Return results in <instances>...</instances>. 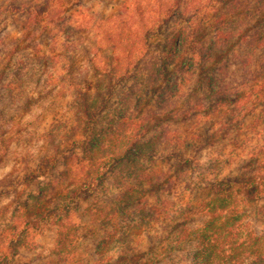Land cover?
I'll return each mask as SVG.
<instances>
[{"label":"rangeland","instance_id":"1","mask_svg":"<svg viewBox=\"0 0 264 264\" xmlns=\"http://www.w3.org/2000/svg\"><path fill=\"white\" fill-rule=\"evenodd\" d=\"M260 1L182 0L163 22L156 0H0L3 264H97L109 235V258L152 248L191 264L210 185L264 177V43L248 45L264 15L235 17ZM117 57L125 77L89 137H71L75 89L92 99ZM231 208L234 232H264V196Z\"/></svg>","mask_w":264,"mask_h":264},{"label":"trees","instance_id":"2","mask_svg":"<svg viewBox=\"0 0 264 264\" xmlns=\"http://www.w3.org/2000/svg\"><path fill=\"white\" fill-rule=\"evenodd\" d=\"M181 1L182 0H156L159 8V10L156 11V14H162V17L158 19L163 22L168 20L178 9ZM229 1L230 0H226L227 3H229ZM236 10H238L237 7ZM254 11L259 15V20L263 18L264 0L260 1L259 6H254L251 10L245 12V14L240 15L237 13L235 17L239 19L238 22L244 24ZM220 17V19L223 20L226 16L223 14ZM235 17H233V19H237ZM34 19L39 21V13L34 16ZM231 21L233 20L231 19ZM244 37L245 36L240 37L239 41L244 39ZM106 40L108 42L114 41L110 36H106ZM115 43L118 45V42ZM262 43H264V38L256 36L251 37L248 45L260 48ZM113 45L116 46L115 44ZM16 49H18L17 46L11 50L9 55L16 51ZM214 50L215 49L213 48L209 51L214 53ZM125 57L126 59H129L128 55ZM205 61H208L209 63L211 59L206 56ZM114 62L116 63V66L112 68L114 73H112V75L111 73H105L106 71L101 73L105 74L104 76L106 79L104 78V82L100 81L95 87V93L92 99H90L89 95L86 93L75 89L74 99L76 101V123L70 128L71 137H77V135L82 136L85 139L89 137L93 126L96 123L97 116L107 105V99L112 92L111 85L113 87L112 82L114 78L116 75H119L118 80H116L118 82L125 77L124 73H120V70L122 71L120 65L121 58L117 57ZM101 74H99V76H102ZM219 95H222L223 97L227 95V92L220 90ZM119 120H122V118ZM70 143L72 146L77 144L75 141ZM110 158L111 163H117L120 161L121 157L118 152H113ZM56 159L57 156L50 155L44 157L41 163L48 165L51 164V160ZM103 169H101V171L96 174V178L87 186H84L83 189L80 187L70 192L71 196L74 198L79 197L80 195H87V189H93L95 182L102 180L105 173V170L103 171ZM210 189L212 196L209 199L210 202L205 206L209 217L202 228L198 231V234H196V251L192 256L191 264H264V232L255 236H249V234L243 236L240 232H234L233 228L235 227V222H240V216L238 213H234L233 208H231L232 205H235V202H240L241 200L246 203H252L262 198L264 196V177L256 174L251 176H235L213 182L210 185ZM229 209L230 212L233 213L228 215L225 211ZM60 237L61 240L59 242H61V245H64L69 238V234L68 232L61 233ZM112 239H115L114 241H116V238H114L113 235H109V240L105 239L104 241L101 240V242H98L95 252L99 258L97 264H161V260L158 258L159 254H157L152 248L149 249L148 252L127 251L124 253L122 252L114 259L111 257L109 258V256L106 255L108 249L105 247L107 241L111 242ZM119 240L120 238H117V242ZM0 264H3V262L0 261Z\"/></svg>","mask_w":264,"mask_h":264}]
</instances>
